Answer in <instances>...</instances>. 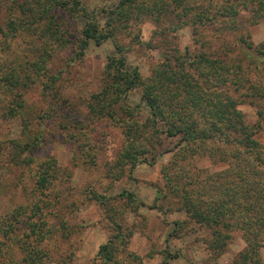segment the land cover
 <instances>
[{
  "label": "trees",
  "instance_id": "1",
  "mask_svg": "<svg viewBox=\"0 0 264 264\" xmlns=\"http://www.w3.org/2000/svg\"><path fill=\"white\" fill-rule=\"evenodd\" d=\"M53 3L61 5L60 1ZM27 6L32 9L29 2ZM245 9L251 13L249 18L242 16ZM75 11L73 16L81 17L84 26L72 60L84 58L91 42L102 45L111 39L117 24L129 25L142 15H155L153 20L170 19L174 29L192 28L194 44L199 49L170 50L148 79L128 65L123 56H110L105 85L91 95L86 106L95 120H108L122 129L126 142L117 157V166L122 169L137 167L161 146L164 137L177 139L169 151L171 161L161 168L166 189L178 196V203L192 222L211 232L208 245L213 253L221 255L232 232L237 230L246 247L232 264H264L260 255L264 248V43L256 45L248 30L249 24L264 19V0H119L114 8L104 11L108 15L107 24L114 25L108 30L106 24L101 26L93 11L84 6L74 8ZM13 14L10 22L0 23V90L8 93L10 99L4 117L22 116L27 137L9 141L12 159L30 166L45 141L38 133L34 137L27 135L32 125L44 128L53 114L62 113L75 123L83 115L60 96L61 72L53 71L50 63L54 54L65 48L61 45L65 38L58 36L56 21L36 28L24 20L27 10L23 5H18ZM45 17L42 12L38 14L40 20ZM227 34L233 36V43L226 40ZM28 35L36 37L37 44L30 41L32 50L21 60L16 52L25 51L20 40ZM122 49L116 44L117 52ZM9 55H14L10 62ZM30 84L42 87L47 104V110L35 116L25 115L23 90ZM135 90L140 91L149 111L144 121L140 120L141 106L127 104L129 94ZM243 104L256 108V122L250 124L246 120L240 110ZM58 127L67 129L62 124ZM202 157L214 158L227 164V168L204 178L197 177L200 169L193 162ZM52 162L51 159L39 164L37 200H31L29 218L15 219L13 213L14 220L5 222L9 225L4 224V230L0 231L7 240L15 231L23 234L24 228V238L21 234L17 246L33 263L38 258L31 255L38 257L39 251L28 244L31 243L28 238L35 235L37 244L45 240V221L40 222L43 213L38 199L46 189V182L54 178ZM93 195L106 205L104 196L95 192ZM20 208L25 213V207ZM31 218L35 220L29 221ZM115 226L117 234L99 249V257L107 263L115 261L114 241L122 237L125 241L130 235L122 236L126 229L119 223ZM25 258L23 262L27 261Z\"/></svg>",
  "mask_w": 264,
  "mask_h": 264
},
{
  "label": "rangeland",
  "instance_id": "2",
  "mask_svg": "<svg viewBox=\"0 0 264 264\" xmlns=\"http://www.w3.org/2000/svg\"><path fill=\"white\" fill-rule=\"evenodd\" d=\"M2 1L1 24L10 22L18 5L27 10L24 20L36 28L50 20L56 21L58 36L65 38L61 44L65 48L55 53L50 63L54 66L53 71L61 72L58 83L60 96L83 117L75 123L73 118L63 117L62 113L53 114V118L44 123V128L32 125L27 135L34 137L38 133L45 141L35 153L36 161L28 166L12 159L13 149H10L9 141L27 137L23 133L22 116L4 117L10 99L8 93L0 90V176L3 181L0 186V231L14 218H29L31 200L34 201L37 195L35 184L39 164L52 159L51 172L54 175L46 182V189L38 199L43 213L40 222L45 221V240L34 243L36 236L32 233V239L28 238L31 242L28 244L39 251L38 257L31 255L33 259L38 258L37 261L27 260L26 254L17 246L22 234L19 230L10 234V242L0 233V264H232L246 247L241 233L234 230L226 249L221 255H216L208 245L211 232L192 222L178 203V196L165 187L161 168L171 161L172 153L169 151L177 139L164 137L161 146L147 159H142L137 167L122 169L117 166V157L126 142L122 129L108 120H95L86 106L91 95L105 85V68L110 56H123L128 65L137 68L148 79L170 50L199 49L194 44L192 28L174 29L170 19L153 20L155 15H142L129 25L124 22L125 25L117 24L111 39L102 45L91 42L84 58L72 60L84 26L81 17L76 19L73 16L76 13L73 9L84 6L93 11L101 26L106 24L108 30L114 25L107 24L108 15L104 11L114 8L119 0ZM55 1H60L61 5H55ZM28 2L32 9H28ZM41 12L46 16L42 20L38 18ZM242 16L249 18L251 13L245 9ZM248 30L256 45L264 43V19L249 24ZM32 40L37 44L36 37L32 35L21 38L25 51L16 52L17 58L27 57L32 50ZM226 40L234 42L231 34ZM116 44L121 45L122 51L117 52ZM13 56L9 55V62ZM42 92L38 84L23 90L26 116L39 115L47 110ZM127 104L141 106L140 120L144 121L149 115L139 90L129 94ZM240 110L250 124L257 121L255 107L243 104ZM60 124L67 129H60ZM193 163H197L200 169L196 175L200 178L227 168V164L211 157H202ZM94 192L106 198V205L95 199ZM21 206L25 207V213ZM13 213L15 217L12 219ZM115 223L126 229L122 236L130 235L125 241L123 237L114 241L117 249L115 261L107 263L99 257V249L117 234ZM260 255L264 261V248H261ZM22 258L27 261L23 262Z\"/></svg>",
  "mask_w": 264,
  "mask_h": 264
}]
</instances>
